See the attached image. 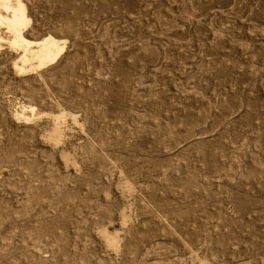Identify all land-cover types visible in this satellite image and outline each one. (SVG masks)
<instances>
[{
  "label": "rangeland",
  "instance_id": "374dc122",
  "mask_svg": "<svg viewBox=\"0 0 264 264\" xmlns=\"http://www.w3.org/2000/svg\"><path fill=\"white\" fill-rule=\"evenodd\" d=\"M26 3L68 43L23 78L0 52V264H264V0ZM22 104L81 126L53 145Z\"/></svg>",
  "mask_w": 264,
  "mask_h": 264
},
{
  "label": "bare ground",
  "instance_id": "6f19581e",
  "mask_svg": "<svg viewBox=\"0 0 264 264\" xmlns=\"http://www.w3.org/2000/svg\"><path fill=\"white\" fill-rule=\"evenodd\" d=\"M31 25L32 18L26 0H0V52L5 50L12 55L11 68L14 74L20 78L41 74L56 64L65 54L68 43L66 38L58 37L53 33H45L34 38L29 31ZM77 115L66 109L57 112L44 111L34 104H22L19 109L13 111L16 120L26 123H34V121L46 117L49 123L44 137L47 142L53 145L67 137L74 126H81ZM63 158L66 163L73 162V158L66 153L63 154ZM121 173L124 175V172L121 171ZM119 189L125 196L134 189V185L124 176L123 181L119 184ZM119 220L122 227L130 222L127 208L121 210ZM101 232V239L105 247L119 252L122 241L120 230L109 226Z\"/></svg>",
  "mask_w": 264,
  "mask_h": 264
}]
</instances>
